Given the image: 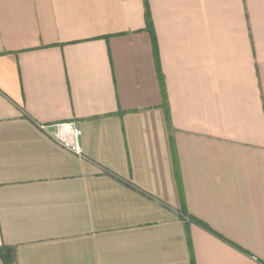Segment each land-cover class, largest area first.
<instances>
[{"label":"crops","instance_id":"1","mask_svg":"<svg viewBox=\"0 0 264 264\" xmlns=\"http://www.w3.org/2000/svg\"><path fill=\"white\" fill-rule=\"evenodd\" d=\"M4 249L264 264V0H0Z\"/></svg>","mask_w":264,"mask_h":264},{"label":"built area","instance_id":"2","mask_svg":"<svg viewBox=\"0 0 264 264\" xmlns=\"http://www.w3.org/2000/svg\"><path fill=\"white\" fill-rule=\"evenodd\" d=\"M56 128L58 131L54 136H52V139L74 155L81 157L82 151L78 144V140L81 136V130L76 126V124H60L57 125ZM41 129L45 130V127H41ZM252 261L253 264H263L256 258H253Z\"/></svg>","mask_w":264,"mask_h":264},{"label":"trees","instance_id":"3","mask_svg":"<svg viewBox=\"0 0 264 264\" xmlns=\"http://www.w3.org/2000/svg\"><path fill=\"white\" fill-rule=\"evenodd\" d=\"M198 225H200L203 228H206V226H204L202 223L197 222ZM2 262L3 264H15V253L13 249H4L2 250Z\"/></svg>","mask_w":264,"mask_h":264}]
</instances>
